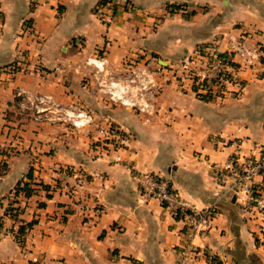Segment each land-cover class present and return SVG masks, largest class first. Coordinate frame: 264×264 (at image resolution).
Masks as SVG:
<instances>
[{
    "label": "crops",
    "instance_id": "0c3cea01",
    "mask_svg": "<svg viewBox=\"0 0 264 264\" xmlns=\"http://www.w3.org/2000/svg\"><path fill=\"white\" fill-rule=\"evenodd\" d=\"M234 41L260 50L251 64L232 58L239 94L203 99L177 77L200 46L225 53ZM92 54L113 74L134 61L158 69L150 118L105 99L85 63ZM20 91L50 93L117 124L129 135L121 160L94 158L93 126L36 118ZM262 143L264 0H131L116 13L100 0H0V264H264V214L214 176L231 153H257ZM75 170L86 180L72 188ZM145 171L169 178L199 208L216 203L183 260L182 222L141 194ZM20 179L34 187L30 196L15 193ZM256 180L264 194V174Z\"/></svg>",
    "mask_w": 264,
    "mask_h": 264
},
{
    "label": "built area",
    "instance_id": "2783aa9c",
    "mask_svg": "<svg viewBox=\"0 0 264 264\" xmlns=\"http://www.w3.org/2000/svg\"><path fill=\"white\" fill-rule=\"evenodd\" d=\"M101 4L116 13L131 7V0H106ZM197 50L193 56L183 59L177 77L188 80L192 92L203 99L239 94L242 83L232 61L235 52L245 64H251L260 55L257 47H251L243 41L230 43L225 53L217 51L214 45L200 46ZM85 63L92 66V81L106 100L145 114L147 118L155 113L160 77L157 68L147 61H134L127 62L122 72L113 74L107 67V59L99 54L87 56ZM18 94L25 98L26 107L34 110L36 118L64 121L78 129L93 126L90 140L93 157L121 160L120 151L126 147L129 135L122 132L117 124L110 120H97L89 109L81 105L59 103L50 93L20 91ZM74 172L76 179L72 188L86 180L85 173L80 170ZM262 174L264 143L258 146L257 153L250 155L241 156L238 151H234L214 169L217 183L226 186L224 192L242 194L251 208L264 214V194L256 180V176ZM139 188L143 196L156 198L173 217L182 222L184 238L177 250L180 259L197 251L193 239L210 228L217 213L216 203L199 208L187 202L169 178L154 171L139 174Z\"/></svg>",
    "mask_w": 264,
    "mask_h": 264
},
{
    "label": "trees",
    "instance_id": "16d2710c",
    "mask_svg": "<svg viewBox=\"0 0 264 264\" xmlns=\"http://www.w3.org/2000/svg\"><path fill=\"white\" fill-rule=\"evenodd\" d=\"M105 1L106 0H100V3H103ZM26 176H27V178H32V167H30L28 169ZM38 184L39 185L41 184V186L43 188H49L48 184H45L42 182H39ZM33 189H34V187L31 186V182L27 181V180H23V179L18 180L15 187H14L15 193H17L18 191L21 190V191H23L25 196H30L33 192ZM18 209H19L18 206H14V205L9 204V206H7V209H6L7 210L6 213L11 217H15L19 211ZM34 223H35V219H32L31 221H28L25 224H21L18 227L17 231L19 233H23L25 231L26 227H31ZM0 225H1V222H0Z\"/></svg>",
    "mask_w": 264,
    "mask_h": 264
},
{
    "label": "rangeland",
    "instance_id": "374dc122",
    "mask_svg": "<svg viewBox=\"0 0 264 264\" xmlns=\"http://www.w3.org/2000/svg\"><path fill=\"white\" fill-rule=\"evenodd\" d=\"M79 129H83V128H79ZM90 145H91V141H90ZM6 214H7V213H6ZM0 217H1V215H0ZM0 220L2 221V218H1ZM1 221H0V222H1Z\"/></svg>",
    "mask_w": 264,
    "mask_h": 264
},
{
    "label": "water",
    "instance_id": "95a60500",
    "mask_svg": "<svg viewBox=\"0 0 264 264\" xmlns=\"http://www.w3.org/2000/svg\"><path fill=\"white\" fill-rule=\"evenodd\" d=\"M234 198V197H233Z\"/></svg>",
    "mask_w": 264,
    "mask_h": 264
}]
</instances>
